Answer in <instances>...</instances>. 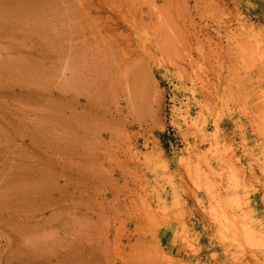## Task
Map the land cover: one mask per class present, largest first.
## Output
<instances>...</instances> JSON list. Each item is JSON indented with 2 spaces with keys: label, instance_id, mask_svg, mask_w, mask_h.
<instances>
[{
  "label": "rangeland",
  "instance_id": "rangeland-1",
  "mask_svg": "<svg viewBox=\"0 0 264 264\" xmlns=\"http://www.w3.org/2000/svg\"><path fill=\"white\" fill-rule=\"evenodd\" d=\"M165 1L0 0V264H264V0Z\"/></svg>",
  "mask_w": 264,
  "mask_h": 264
},
{
  "label": "bare ground",
  "instance_id": "bare-ground-1",
  "mask_svg": "<svg viewBox=\"0 0 264 264\" xmlns=\"http://www.w3.org/2000/svg\"><path fill=\"white\" fill-rule=\"evenodd\" d=\"M164 2H166L165 0H163V3ZM100 2L97 4V6H100ZM114 8V7H113ZM96 14H98L99 12H101V9L100 8H93L92 9ZM140 11V13L141 14H143V16H145V19H143V20H141L140 19V21L142 22V27H140V29H138V30H141L142 29V31L141 32H143V33H146V32H144L143 30H149V33L148 34H150V32H151V34L152 35H162V30H157V28H158V25H159V20H158V14H157V12H158V8L154 5V4H151L150 3V6L148 5L147 6V10H146V12H143V11H141V10H139ZM116 13V12H115ZM118 13H121V12H118ZM122 17H124L123 16V14L121 15ZM117 19V18H116ZM117 20H119L118 22L120 23L121 21H123V20H120V19H117ZM125 21H127V20H125ZM130 21V20H129ZM117 21H114L113 22V26L115 27L116 26V23H118ZM130 22H132V20L130 21ZM168 22L169 21H167L166 22V24H168ZM122 25H123V27L125 28V26H126V24L125 23H123L122 22ZM104 26H106L105 28L106 29H109V30H114V27H108V25H104ZM11 30H13V29H11ZM15 30V29H14ZM151 30H153V32L151 31ZM161 32V33H160ZM234 32L235 31H232L231 30V28L229 27V26H225V28H224V35H225V44L223 43V45H222V48L224 49V51L226 52V48H227V46H229L230 47V44H231V42H232V37L235 35L234 34ZM146 38V37H145ZM48 40H50V39H48ZM48 43H51V42H48ZM221 43V42H220ZM207 45H208V51H206V50H204L203 52H202V49L201 48H199V49H197L196 48V51H197V53H198V55L200 56V57H204V59L205 60H207L208 61V59L210 58V57H208V54H210V56H212L211 55V53L209 52V50H211V48H210V45H209V42L207 43ZM219 48H221V47H217V49H219ZM218 58V61L220 62L219 64H217V65H213V67L214 68H217V66H219L220 64H224V62H225V59L224 58H219V57H217ZM225 58H228V56H226ZM221 59V60H220ZM32 61H34V60H32ZM211 61V60H210ZM209 61V62H210ZM229 63H230V59L229 60H227ZM35 62H37L36 60H35ZM204 62V61H203ZM205 63V62H204ZM211 63V62H210ZM209 64V63H208ZM211 64H209V66H210ZM0 68L1 69H3V70H5L6 72H14V73H16V74H18L20 77H22V78H29V79H31V80H33V79H36L37 77H39V72L37 71V67H36V64H33V63H30V62H26V63H12V62H1L0 63ZM149 215H151V214H149ZM148 216V215H147ZM149 217H151V216H149ZM148 217V218H149ZM152 218V217H151ZM164 218V217H163ZM145 220V219H144ZM136 222L137 223H140V221H139V219H137L136 220ZM151 222V221H150ZM164 246H165V244H164ZM174 249V248H173ZM169 250H170V248H169Z\"/></svg>",
  "mask_w": 264,
  "mask_h": 264
}]
</instances>
